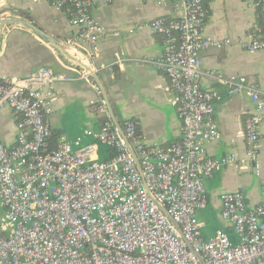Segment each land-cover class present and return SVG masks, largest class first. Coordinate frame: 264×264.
Wrapping results in <instances>:
<instances>
[{
    "label": "built area",
    "instance_id": "1",
    "mask_svg": "<svg viewBox=\"0 0 264 264\" xmlns=\"http://www.w3.org/2000/svg\"><path fill=\"white\" fill-rule=\"evenodd\" d=\"M53 1L60 7L69 4L71 23L80 28L77 39L90 46L93 56L107 29L91 9L114 0ZM143 1H172L181 10L178 18L162 16L136 27L149 26L164 36L158 64L183 123L180 139L166 146L149 144L137 123L126 120L122 127L128 144L102 99L98 111L104 124L85 132L92 143L77 137L52 148L48 118L56 85L71 77L48 66L25 77L1 76L0 113L9 108L20 119L14 145L0 140V224L6 232L0 236V264H264V201L250 206L242 190L221 194V216L237 234V243L224 229L205 238L198 217L208 203L207 177L227 165L260 168L264 86L245 76L228 77V94L246 90L255 103L245 121L246 158L208 156L206 146L219 137L214 113L221 95L202 88L203 79L217 74L202 67L200 53L233 42L204 36L205 0ZM247 4L264 13V0ZM241 46L264 51V32ZM126 59L121 52L113 64ZM80 76L90 78L87 71ZM98 145L113 154L99 159Z\"/></svg>",
    "mask_w": 264,
    "mask_h": 264
},
{
    "label": "crops",
    "instance_id": "2",
    "mask_svg": "<svg viewBox=\"0 0 264 264\" xmlns=\"http://www.w3.org/2000/svg\"><path fill=\"white\" fill-rule=\"evenodd\" d=\"M204 9V36L233 42L200 53L202 67L216 70L220 76L207 77L201 83L202 88L221 95L214 113L219 137L206 146V152L211 157L235 154L246 158L245 121L254 114L255 103L246 90L228 94L227 79L231 75L245 76L249 83L264 86V51L252 52L241 46L259 35L260 11L249 7L247 0H205ZM91 12L107 29L93 56L90 46L77 39L80 28L71 23L70 6L60 7L53 0H0V77H25L45 66L71 77L56 85L54 112L48 118L55 145L77 137L84 143L93 142L85 132L101 127L104 115L96 104L105 98L102 87L120 123L136 122L145 142L166 146L179 140L183 123L172 102L169 79L158 64L164 54V36L149 26L136 27L162 16L178 18L181 10L172 1L158 5L152 1L114 0L97 5ZM26 22L37 26L53 42L37 36ZM121 52L127 59L113 64ZM82 71H87L90 78L81 77ZM19 117L9 108L0 113V140L8 146L15 143ZM258 129L260 168L227 165L205 179L208 203L198 212L205 238L224 229L234 243L239 241L221 216L222 193L242 190L250 206L264 201V122ZM97 156L106 160L111 152L98 145Z\"/></svg>",
    "mask_w": 264,
    "mask_h": 264
},
{
    "label": "water",
    "instance_id": "3",
    "mask_svg": "<svg viewBox=\"0 0 264 264\" xmlns=\"http://www.w3.org/2000/svg\"><path fill=\"white\" fill-rule=\"evenodd\" d=\"M29 29H31L37 36H39L40 38H42L43 40H45L46 42H53V40L50 38V36H48L46 33H44L41 29H39L37 26H35L34 24H31V23H24ZM88 69V67H87ZM98 77V76H97ZM102 92H103V97L105 96V100H106V103H107V108H108V111H109V114H110V117L114 123V125L117 127L120 135L125 138L126 142L129 144L126 136H125V133H124V130H123V127L120 123V121L118 120L116 114H115V111L108 99V96L106 93H104V88L102 87ZM131 152L133 155H135L134 151L130 148ZM136 157V156H135ZM136 162L137 164L139 165V162H138V159L136 158Z\"/></svg>",
    "mask_w": 264,
    "mask_h": 264
},
{
    "label": "trees",
    "instance_id": "4",
    "mask_svg": "<svg viewBox=\"0 0 264 264\" xmlns=\"http://www.w3.org/2000/svg\"><path fill=\"white\" fill-rule=\"evenodd\" d=\"M69 7V4H65L64 5V7ZM259 11H260V18H261V29H260V32H259V35H257L256 37H258V36H262V34H263V32H264V13L262 12V9H258ZM71 18H72V16H71ZM96 108H97V110H98V108H99V104H96ZM106 119L105 118H103L102 119V121H101V126L104 124V121H105ZM121 124H122V126L124 125V122H121ZM50 143H51V147L52 148H56L57 147V145H55V143H54V141H53V139L51 138V140H50ZM111 152V151H110ZM113 153L111 152V155H112ZM5 230H2L1 231V224H0V236L1 235H5Z\"/></svg>",
    "mask_w": 264,
    "mask_h": 264
}]
</instances>
